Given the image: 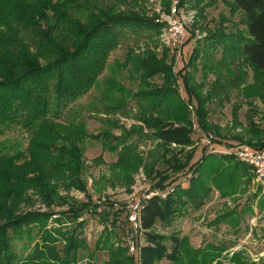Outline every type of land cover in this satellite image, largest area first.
<instances>
[{
  "label": "trees",
  "instance_id": "trees-1",
  "mask_svg": "<svg viewBox=\"0 0 264 264\" xmlns=\"http://www.w3.org/2000/svg\"><path fill=\"white\" fill-rule=\"evenodd\" d=\"M127 1L109 0L107 5L102 0H0V137L13 125L29 133L25 155L0 140V264H96L98 251L107 252L103 264H222L219 260L227 250L224 243L194 248L187 236L163 235L155 227L157 223L171 226L189 207L198 211L214 190L221 198H233L245 193L254 180L251 169L227 151L215 154L207 152L205 146L200 158L192 163L195 130L188 106L193 104L195 123L207 136L211 132L208 103L222 105L234 91L236 95L241 92L248 98L257 97L264 104V85L259 84L264 75V0H223L229 16H219L214 30L208 29L205 15L217 0H176L178 9L188 5L197 10L193 28L206 31V36L196 41L180 70L168 64L165 48L160 58L149 48L142 56L127 48L124 60L114 61L109 67L112 75L104 80L109 102L105 112L123 111L126 116L124 112L132 101V119L138 125L126 129L116 120L107 121V128L92 136L74 115L62 121L63 110L98 85L110 54L128 31L135 36L160 38L164 32L163 23L143 14L142 0ZM160 1L169 13L175 0ZM120 5H125L123 10ZM238 14L239 23L230 26L235 31H227L226 25ZM188 34L187 41L193 40L189 29ZM152 46L155 49L158 43L153 41ZM247 68L253 70L255 81L242 90ZM124 70L137 78L136 92L125 89L115 79ZM156 77L160 79L158 84L152 82ZM210 77H214L211 83ZM250 128L252 138L238 142L263 148L264 130L255 124ZM113 129L118 130L117 135ZM134 136L137 140L132 142ZM89 137L100 142L104 150L116 153L113 167L118 170L115 177L121 184L131 183L139 168L147 177L157 179L153 188L159 195L143 205L141 230L135 233L136 250L132 255L115 242L121 211H107L108 206H104L97 212V206L89 202L67 205L58 197L62 191L86 192L82 142ZM212 137V144L228 149L234 146L222 144L220 136ZM140 140L154 144L147 153L148 161L138 151ZM158 164L165 166L161 173L156 169ZM184 170L191 174L186 185L178 180ZM259 185L251 199H258L257 205L262 208L264 187ZM36 201L47 210L23 211ZM59 201L67 208L55 213L51 207ZM86 214L98 216L106 226L94 250L81 257L80 253L88 250L84 237ZM228 221L239 225V215L226 211L210 225ZM34 231L36 240L31 250L18 257L14 239L25 236L31 240ZM231 262L255 264L242 259L240 253L233 254Z\"/></svg>",
  "mask_w": 264,
  "mask_h": 264
},
{
  "label": "rangeland",
  "instance_id": "rangeland-1",
  "mask_svg": "<svg viewBox=\"0 0 264 264\" xmlns=\"http://www.w3.org/2000/svg\"><path fill=\"white\" fill-rule=\"evenodd\" d=\"M232 1V0H228ZM104 4H109V0H102ZM113 3V2H112ZM129 3V0L127 1ZM143 3V14L148 18H153L156 20H162L167 15L168 12L162 6L160 0H142ZM173 3V1H172ZM123 6L120 5L119 8L123 10ZM192 13L193 19L186 26V38L182 45L181 53L178 59L175 51L168 48L162 39L158 37H148L146 35L135 36L132 32H127L120 46L113 51L108 59L107 68L103 74L98 79V85L93 87L86 95L71 103L67 108L63 110L62 121L68 118V115H74L79 122H83L85 128L89 134L92 136L97 135L99 132L107 128V121L116 120L119 126H123L128 129L131 125H138L133 119L135 104L131 101L129 102L125 115L123 111L118 113L108 114L105 112V107L109 104L104 80L108 76L112 75L109 67L114 61L122 62L125 57L127 48H133L134 54L137 56H142L146 49L154 50L157 56L161 57L162 48L168 51V64L175 69L180 70L186 64L190 53L196 44L197 40H201L206 36V31H201L199 27L194 30V22L198 20L197 10L192 9L190 6L185 5L179 9V17L187 16ZM194 13V14H193ZM219 16H229V8L225 5L223 0H217V2L206 10L205 23H208V29L214 30L216 22L219 20ZM180 17V18H182ZM239 14L234 16L231 20L232 23L227 24V31L235 29H230L231 24L237 25L239 23ZM163 25L167 26L166 23ZM241 29L243 26L238 25ZM189 31H192L193 40L190 39ZM144 40H147L145 42ZM153 41L158 43L155 49H152ZM176 61V63H174ZM130 68V67H129ZM247 77L245 84L242 85V90L246 87L254 84L255 74L253 70L246 69ZM115 79L121 84L125 89L136 92L138 88V80L134 74L128 71H121L115 76ZM178 79H176L177 81ZM195 81H198V75H195ZM210 83L214 81V77L209 78ZM154 84L160 83L159 78H154L152 80ZM179 84V83H177ZM260 85H264V75L261 76L259 80ZM180 94L185 97L183 89L179 88ZM236 92H231L229 98L224 99L222 105L217 102L208 103L206 109L208 108L207 122L211 126V132L205 136V134L200 133L197 124L195 123V115L193 104L188 106L191 120L194 122L193 130L195 133L192 135L194 146L196 147V152L192 163L197 161L201 156L202 148L206 146L207 152H212L215 154H226L229 149L222 146H217V144L205 145L201 143V140L212 138V136L223 139L222 144H240L239 141H248L251 139V134L248 131L251 129L250 125L255 124L259 130H264V104L257 97L248 98L243 96L240 92L239 95ZM131 110V111H130ZM68 112V113H67ZM113 134H118L117 129L112 130ZM211 135V136H208ZM205 136V137H204ZM214 137V138H215ZM29 133L25 131L19 125H13L0 137V140H5L9 146L14 145L16 149H19L22 155H25V149L28 143ZM262 139V138H261ZM136 136L132 137L131 141L135 142ZM254 142V141H253ZM84 151V168L82 170V179L86 184V192H78L77 190H71L66 193L64 191L59 192L58 197L63 199L67 205L75 203H87L97 206L96 211L100 212L104 206H108L107 211H121L117 218L115 236L118 245H123L129 249L131 244L136 240L134 238V230L127 223V219L124 211V206L126 207L131 199L135 197L145 196L150 191H158L154 189L153 186L157 179L147 177L143 171V168H139L135 174L132 175V181L126 184L124 181L121 184L120 181L116 180V172L113 167L114 163L117 161L116 153H111L102 148L101 143L92 139L91 137L86 138L82 142ZM154 144L150 140H140L139 141V152L145 161H148L147 153L151 148L153 149ZM191 148L188 147L187 150ZM101 159L99 161V159ZM165 166L158 164L156 169L161 173ZM172 175V174H170ZM191 176L190 171L184 170L178 176L179 182L186 185V181ZM173 177V175L171 176ZM157 178V177H156ZM257 184L264 187V181L257 183V181L252 180L247 186V190L243 194H238L235 197L221 198L217 191H212L210 198L198 211L193 210L191 207L188 208L187 213L177 219L171 226L163 227L160 223L156 224L155 231L163 234L169 235L170 233H178L180 237L187 236L189 238L190 244L194 248H202L207 243H224L227 246V250L222 254L220 262L222 264H232L231 257L235 253H240L242 259L255 263H264V207L259 208L257 205L258 199H251L253 193L256 190ZM242 188V187H241ZM264 190V189H263ZM262 190V192H263ZM162 192H160L161 194ZM163 194V193H162ZM52 206L51 210L55 213L66 210L67 206L59 205ZM120 207L116 209L114 205ZM100 208V210H98ZM46 211L47 208L41 204L39 201L34 202L32 207L23 208V211ZM226 211L235 212V215H239V225H232L229 221L222 222L217 226L210 225L217 216L224 214ZM86 227L84 229V237L86 239V244L88 250L80 253L81 257H86L88 251L94 250L95 242L106 226L102 224L98 216L85 215ZM35 231L31 237V240L26 238L14 239L13 245L15 253L18 257H23L29 250H31L32 241L36 240L34 235ZM138 240V239H137ZM144 240L142 235L139 237V244H143ZM167 245H170L169 241H166ZM127 254L128 251H127ZM96 264H103L107 260L106 251H98L95 255ZM136 258V257H135ZM158 264H168L167 261H162Z\"/></svg>",
  "mask_w": 264,
  "mask_h": 264
},
{
  "label": "built area",
  "instance_id": "built-area-1",
  "mask_svg": "<svg viewBox=\"0 0 264 264\" xmlns=\"http://www.w3.org/2000/svg\"><path fill=\"white\" fill-rule=\"evenodd\" d=\"M182 17V16H180ZM179 17V9L177 8V1H173L168 15L162 20H156L159 23H166L167 26L164 28L163 35L161 37L164 44L175 51L177 58L182 50V45L187 36L186 26L193 19L192 13L190 15ZM205 137V136H204ZM202 144L209 145L212 144V138L206 137V139L201 140ZM233 154V156L243 164L247 165L254 176V180L257 182L264 181V147L255 148L246 144H235L228 152ZM159 195L158 191H150L145 196L135 197L131 199L130 203L125 207L123 213L126 216V221L130 227L134 230V233L141 230L140 224V214L143 205L146 200L153 196ZM163 196V195H162ZM116 209H119L116 204L114 205ZM100 210V208L98 209ZM136 250L135 245L132 243L128 249L129 254H134Z\"/></svg>",
  "mask_w": 264,
  "mask_h": 264
}]
</instances>
